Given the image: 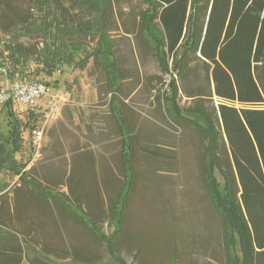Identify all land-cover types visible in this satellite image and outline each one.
Returning <instances> with one entry per match:
<instances>
[{
    "label": "rangeland",
    "instance_id": "rangeland-1",
    "mask_svg": "<svg viewBox=\"0 0 264 264\" xmlns=\"http://www.w3.org/2000/svg\"><path fill=\"white\" fill-rule=\"evenodd\" d=\"M48 1L49 8L54 9L50 14L52 20L65 18L73 23L78 20L91 23L90 32L84 28L83 32L75 29L74 33L87 51L101 52L99 62L91 57L84 69L63 66L50 76L36 71L40 66L34 56L25 58L23 63L27 68L23 78L46 82L53 91L66 95L55 117L57 128L61 124L66 126L61 136L54 138L51 148L42 142L38 149L30 138L32 125L23 112L18 113L17 106H11L14 114L10 118L16 119L20 126V149L13 152L9 141V129L13 126L8 123L9 107L0 105V208L10 210L5 223L18 233L26 229L32 238L55 249L59 255L54 259L55 264L87 261L110 264L112 259L104 241L93 236L86 224L64 212L57 201L32 192L31 196H38L49 214L41 215L29 204L23 217L16 218L14 197L23 189L29 190L24 180L28 164L33 163L28 175L37 188L67 195L70 202L75 201L76 194L80 205L74 207L76 211L97 222L101 231L110 236L118 224L116 220H108L109 203L116 194L105 188L106 179L101 174L96 177V169L102 159L106 170L121 180V141L113 132H117V121L123 118L126 131L132 135L135 179L125 206L124 231L114 239L115 253L128 264H225L222 218L207 198L198 162L205 141L194 127L169 120L160 97L157 99L172 76L179 91L175 104L182 108L183 114L189 110L191 117L197 115V105L187 94L196 93L195 77L199 80L196 84L200 83L204 90L208 87L200 76L194 77V66H200L198 59L189 54L187 78L180 77L176 71L168 74L160 71L153 50L139 35V13L147 8L142 0H106V9L97 12L88 10L83 3L74 6L67 0ZM23 15L35 18L37 25L41 23L42 13L33 0H0V62L5 65L11 66L5 45L14 41L6 28L13 29V24ZM18 44L33 52L42 46V38L37 34L18 35ZM173 61L171 57L168 59L169 70H174ZM197 73L202 76L199 69ZM206 104L217 105V98L210 97ZM99 123L104 125L105 132L96 136L92 128L96 125L100 130ZM217 128L219 131L218 122ZM87 140L96 143L90 147ZM46 148H50L49 152ZM108 149L113 153L109 154ZM81 169L93 176V186L84 189V195L78 192L80 183L75 181V176L71 177L72 183L67 175L77 171L80 174ZM214 175L223 193L225 179L216 170ZM25 197L19 202H24ZM234 246L236 255L233 254L232 264L241 263L237 239Z\"/></svg>",
    "mask_w": 264,
    "mask_h": 264
},
{
    "label": "trees",
    "instance_id": "trees-1",
    "mask_svg": "<svg viewBox=\"0 0 264 264\" xmlns=\"http://www.w3.org/2000/svg\"><path fill=\"white\" fill-rule=\"evenodd\" d=\"M33 1L42 13L41 23L37 25L35 18L23 15L13 24V29L6 28L14 37V41L5 45V51L8 50L11 60V66L7 64L10 76L23 78L22 74L27 68L23 62L28 56H34L39 63L40 67H37L36 71H44L47 76L63 66L84 69L91 57L99 62L98 55L101 51H87L81 38L74 33L75 29L79 33L83 32L84 28L90 32L91 23L85 20L73 23L65 18L52 20L50 14L54 9L52 11L49 8V1ZM67 1L74 6L86 4L88 10L96 12L106 9V0ZM142 2L147 8L139 13V35L153 50L160 71L165 74L176 71L180 77L187 78L188 56L193 53L200 62L199 68L194 66V77L198 75L203 83H208L204 90L200 83L196 84L198 79L195 77L196 93L187 94L194 105H197V115L192 117L188 115L189 110L183 114L182 108L175 104L179 91L174 77L170 76V81L166 83L163 93L157 99L160 97L169 120L177 124L185 122L194 127L205 141L198 162L207 198L222 218L225 264L233 263L236 239L241 255V263L239 261L237 264H264V0ZM31 34L42 38V46L33 52L18 44V35ZM170 57L174 60V70H169ZM111 64L114 65V62ZM197 69L201 71L202 76L197 73ZM213 96L217 98V105H207V99ZM7 106L11 114L8 116V123L13 124L9 129V141L14 152L20 149V126L16 119L10 118L14 114L10 101L5 104V107ZM112 118L118 120L115 114ZM126 128V122L121 118L117 121V132H113L115 137V134H118L121 141V180H117V176L106 170L101 163L102 159L96 169V177L101 174V178L106 179L105 188L116 194L109 203L108 220H116L118 224L110 236L101 231L97 222L87 218L83 212L76 211L74 207H80L76 194L75 201L70 202L67 195L60 196L54 190H40L28 175L29 170L26 171L24 180L29 190L23 189V193H16L14 197L15 217H23L24 208L29 204L28 207L32 206L37 213L49 214L45 204L38 197L43 195L50 201H57L64 212L86 224L93 236L104 241L105 250L112 259L110 264H128L114 250V239L124 231L125 206L135 179L132 135ZM94 130H97L96 125ZM100 130L96 136L100 135ZM42 168L44 170L45 167ZM215 170L225 179L223 193L219 190ZM78 172L72 173L71 176L68 172V180L73 183L71 177L75 176V181L77 180L80 186L84 185L83 189L77 187L78 192L84 195L82 191L93 186V176H89L90 171L86 169H81L80 174ZM32 192L38 196H31ZM23 195L26 196L24 202H19ZM28 195L31 200L37 201V204L33 203ZM9 213L8 207L1 206L0 264H55L54 259L59 258L57 251L32 238L26 229L18 233L8 227L5 222L9 219ZM29 249L32 252H29ZM73 254L77 259L75 251ZM93 263L87 261L84 264Z\"/></svg>",
    "mask_w": 264,
    "mask_h": 264
},
{
    "label": "built area",
    "instance_id": "built-area-1",
    "mask_svg": "<svg viewBox=\"0 0 264 264\" xmlns=\"http://www.w3.org/2000/svg\"><path fill=\"white\" fill-rule=\"evenodd\" d=\"M65 100V94L53 91L46 82L10 76V68L0 62V105L10 101L12 107L17 106L18 113H24L26 121L32 125L30 138L36 147Z\"/></svg>",
    "mask_w": 264,
    "mask_h": 264
},
{
    "label": "crops",
    "instance_id": "crops-1",
    "mask_svg": "<svg viewBox=\"0 0 264 264\" xmlns=\"http://www.w3.org/2000/svg\"><path fill=\"white\" fill-rule=\"evenodd\" d=\"M62 117V116H61ZM56 119H58V118H54L53 120H51L50 121V124L46 127V129L44 130V132H43V135H42V139H41V141H40V145L39 146H37L36 148H38L39 149V147L41 146V143H42V145H47V144H49L50 145V148H51V145H52V143H53V141H54V138H56V136L58 135V136H61V134L63 133V131H64V129L63 128H65V126H64V124H61V127L60 126H58V128L56 127ZM62 119H63V117H62ZM64 120V119H63ZM66 122V121H65ZM102 127V129H104V125H102L101 126ZM52 129H53V131H52ZM92 129H94V127L92 128ZM100 130V131H102V132H105L104 130ZM52 131V132H51ZM95 131H99V130H95ZM94 130L92 131V133L94 132V135H96V132H95ZM61 132V133H60ZM82 134H84V132L82 133ZM87 142H88V144L90 143L91 145H90V147H92V146H94L95 145V143L96 142H91V141H88L87 140ZM31 143V142H30ZM32 145H34V144H32ZM35 146V145H34ZM50 148H46V152H49V150H50ZM45 151H43V152H45ZM108 152H109V154H111V150L110 149H108ZM37 156L39 157L40 156V152H39V150H37ZM33 167V163H31L30 165L28 164V166H27V170L26 171H28V170H30L31 168Z\"/></svg>",
    "mask_w": 264,
    "mask_h": 264
}]
</instances>
